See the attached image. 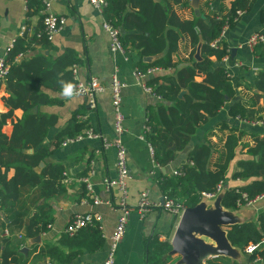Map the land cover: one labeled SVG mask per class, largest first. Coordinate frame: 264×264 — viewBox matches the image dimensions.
Here are the masks:
<instances>
[{
    "label": "trees",
    "instance_id": "16d2710c",
    "mask_svg": "<svg viewBox=\"0 0 264 264\" xmlns=\"http://www.w3.org/2000/svg\"><path fill=\"white\" fill-rule=\"evenodd\" d=\"M106 1L102 16L118 30L123 50L137 56L135 68L140 71L148 67L159 68L144 80V84L158 97L146 111L144 140L152 147L153 161L165 166L173 160L176 151L187 145L196 128L215 116L223 104L233 98L234 91L225 68L220 64L212 66L213 61L210 60V57L220 60L229 51L224 42L220 41L215 48L210 46V42L217 38L224 25L232 27L237 19V11H248L253 0H231L220 15L212 13L201 17L193 13L190 19L178 17L174 10L177 6L186 7L187 0ZM26 4V14H39V24L32 34L29 35L26 30L18 37L5 58L9 68L4 81L10 95L4 99L9 109L0 116V167L4 166L7 170L15 165L17 173L10 180L0 173V211L7 216L8 221L4 226L10 234L23 230L24 238H33L46 232L53 222V207L48 201L65 192L61 182L64 171L61 163L46 164L40 174L28 176L26 173L29 169L31 171L32 165L45 160L47 145L43 144V140L57 123L56 114L40 110L34 112L33 107L41 108L58 102L56 97L51 98L42 88L61 92V82L73 84L71 68L73 64H80V59L74 50L66 48L54 57L35 54L23 62L14 60L18 54H25L32 44L48 46L50 43L43 33L41 1L26 0ZM181 36L186 37L190 51L185 59L174 61L172 56ZM196 51L198 59L194 58ZM252 53L262 56L264 45H255ZM144 57L152 59L144 61ZM197 76H201L199 80ZM249 88L259 92L253 93V96L261 98V105L255 107L254 100L248 105L234 100L227 107V115L246 122L264 121L261 114L264 112V70L255 73ZM16 108L22 109L23 115L14 124L12 135L6 143L7 138L2 134L1 127ZM75 115L54 135L55 145L90 127L86 122L78 121ZM235 131V128H230L212 168L209 167L213 151L210 142L204 137L203 141L194 143L185 154V162L174 169L176 173L162 176V196L180 201L184 208L194 206L200 201L201 193H212L216 185L223 182L231 161H234L235 168L230 178L244 182L239 186L222 184L220 206L236 210L244 203L242 194L249 199L264 194V134L250 132L251 143H242L237 147V140L243 132ZM26 147H32L33 154H23L22 150ZM25 157L30 161H25ZM27 183H30V187H36L31 195L16 188L17 184L24 186ZM81 191L80 197H85L83 184ZM40 199H45V202L39 203ZM11 203L10 207L7 206ZM31 206L36 209L29 214ZM225 235L230 246L242 253H245L243 248L246 244L262 241L258 249L245 254L249 261L256 256L264 257V210L257 212L254 220L229 225ZM102 240L100 224L94 223L75 235L60 236V243L69 248L67 254L57 248L52 251L51 247L41 249L40 253L52 254L61 263H69L84 249L99 247ZM8 243L9 237L0 235V264H25L26 260L20 261L21 253L9 251ZM169 250L166 240L158 241L155 238L149 241L146 264H167Z\"/></svg>",
    "mask_w": 264,
    "mask_h": 264
},
{
    "label": "crops",
    "instance_id": "0c3cea01",
    "mask_svg": "<svg viewBox=\"0 0 264 264\" xmlns=\"http://www.w3.org/2000/svg\"><path fill=\"white\" fill-rule=\"evenodd\" d=\"M230 1L187 0L186 7L177 6L174 10L176 15L182 19H190L193 13L201 17L212 13L220 15L228 8ZM51 9L54 13L66 18L63 29L50 41L48 46L32 44L17 62H23L35 54L54 57L66 48H70L75 51L80 59L78 67L81 77L94 76L106 89L97 96L96 108L90 110L85 99L79 95L67 98L62 96L59 91H53L46 87L42 88L51 98L56 97L58 102L44 105L41 108L35 106L33 111L40 110L44 113L56 114L57 123L49 129L43 140V144L47 145L45 160H40L38 164L32 165L31 171L29 169L26 173L28 176L40 174L46 164L61 163L64 166L61 182L64 184L65 192L48 201L53 207L54 219L46 232L33 238H24L23 230L10 234L4 226L8 221L7 216L0 211V235L9 237L7 248L9 251L17 250L18 253H21L20 261L26 260L25 264H47V262H52V264H102L108 248V237L114 229L119 211L105 203L93 204L92 198L80 178L87 176L89 171L93 170V175L90 177L92 194L101 199L112 198L113 195L106 192L102 181L106 177L115 176V149L113 147L102 149L101 143L97 139H83L66 146L55 145L54 135L67 124L75 113L78 121L86 122L106 138L119 137L128 156V202L130 205L135 204L142 190L147 191L150 200H159L162 196L160 189L162 176L172 175V170L185 162V154L188 149L194 143L203 141L204 137L210 142L213 149L209 161L210 168L213 167L231 127L235 128V132H243L237 140V147L242 143H251L248 133L264 134L262 126L231 118L226 111L228 105L234 100H239L247 105L254 100L255 107L261 105V98L253 96V93L258 94L259 92L249 87L253 82L255 73L264 70V54L258 56L252 53V49L249 50L245 46L236 48V45L243 42L251 32L261 29L264 24V0H253L251 8L248 11L240 12L234 25L224 30L219 42H224L229 51L226 59L221 57L220 60H215L210 57V60L213 61L212 66L220 64L227 71L234 91L233 98L226 101L215 116L200 124L187 145L176 151L173 160L165 166H155L147 150V142L144 140L143 128L146 111L149 106L155 104L158 98L153 94L144 92L133 77L132 71L135 68L134 62L137 60V56L133 52H114L110 49V36L101 25L104 18L88 0H54ZM26 11L25 0H0V57L6 54L13 39H15L14 45L17 38L21 37L22 26L26 27L25 31L27 30L29 35L38 27L39 14L28 16ZM261 44L264 45V43ZM189 51L190 47L186 37L181 36L177 50L172 56L173 60L185 59ZM151 59L152 57H149V60ZM233 63L238 65L234 66ZM113 74H116L119 80L125 84L122 89L121 101L124 117L123 131L120 134L115 132L113 128V110L109 88ZM200 77L197 76L196 79L199 80ZM35 85L38 86V84ZM9 95L10 92L4 81L0 85V116L9 109L4 103V99ZM261 114L264 117V112ZM22 115V109L16 108L12 111V115L6 118L1 127L2 134L7 138L6 143L9 142L12 135L14 124L21 119ZM33 152L32 147H26L22 150L25 155L33 154ZM24 160L30 161L27 157ZM233 162H229L222 182L223 186H239L244 182L240 179L230 178V174L235 168ZM0 171L2 175H5L6 180L12 179L17 173L15 165H11L7 170L1 166ZM82 184L85 188V197H80ZM16 188L17 190L22 189L26 195H31L36 187H30V183H27L24 186L17 184ZM43 202L45 199H40L39 203ZM8 205L10 207L12 203ZM207 205L206 208H209ZM35 209L31 206L29 214L33 213ZM223 210L230 214L235 223L254 220L257 212L264 210V197L251 206H240L236 210ZM84 212H94L101 216L99 224L103 240L99 247L84 249L69 263H61L52 254L40 253L41 249L46 250V248L51 247L52 251L57 248L67 254L69 248L60 243V236L66 234L64 228L72 216ZM178 219L179 216L158 208L150 209L142 216L135 209H132L129 212L125 235L117 247L115 264H146L148 242L156 238L158 241L166 240L169 244ZM203 241L212 243L205 238ZM22 248H26V251L22 252ZM231 248L235 250L233 256L209 255L204 259L203 264H207L209 261L210 264H257L253 260L249 261L246 254L240 252L238 248ZM168 254L167 264H178L179 256L169 252Z\"/></svg>",
    "mask_w": 264,
    "mask_h": 264
},
{
    "label": "built area",
    "instance_id": "2783aa9c",
    "mask_svg": "<svg viewBox=\"0 0 264 264\" xmlns=\"http://www.w3.org/2000/svg\"><path fill=\"white\" fill-rule=\"evenodd\" d=\"M26 1V0H25ZM42 3V23H43V33L45 34L48 41H52L54 37L63 29L66 18L62 15H58L54 13L51 9L52 1L54 0H40ZM92 7L98 11L99 13H103L104 7L107 5L106 0H88ZM240 12L237 11V15ZM102 28L106 31L111 39L110 49L114 52H124L121 43L118 37V30L107 23L104 19L102 21ZM227 27L224 25L221 28V31L217 38L210 42V46L215 48L218 45L219 39L222 36L224 30ZM26 27L22 26L20 35L25 32ZM264 24L262 25L260 30L253 31L245 38V40L236 45V48H241L242 46L247 47L251 50L255 45L264 43ZM15 39L11 41L9 47L4 56L0 57V85L4 82L6 74L8 72L9 63L5 60L7 52L12 48ZM21 54H18L14 60H18ZM227 54L223 55L224 60L226 59ZM234 66H237V63H233ZM72 78L74 94L83 97L87 103V106L90 110L96 108V100L97 96L105 91V86L98 81V79L94 76H90L88 78H82L79 73V67L77 64L72 65ZM159 71V68L148 67L144 71H140L137 68H134L132 71L133 77L138 81L142 90L146 93L153 94L148 86L144 84V80L146 76L153 74L154 72ZM227 73V71H226ZM125 86L123 82H121L116 74H113L110 82V93H111V106L113 110V128L114 131L118 134L123 131V113L121 109V101H122V89ZM154 95V94H153ZM155 96V95H154ZM157 97V96H156ZM158 98V97H157ZM237 119V118H236ZM238 120V119H237ZM239 121H242L239 119ZM246 122V121H242ZM252 125L259 124L264 129V121H249ZM147 131V128L144 126L143 133ZM83 139H97L100 141V146L102 149H107L109 147H113L115 149V176L114 177H106L103 179L102 183L106 190L113 195L112 198L101 199L93 195L92 191V183L90 181V177L93 175V170H90L87 176L80 178V181L84 183L85 188L92 198L93 204H107L111 208H115L119 211V216L116 220L115 226L111 234L109 235V243L105 258L102 264H115V256L117 252V247L119 242L125 235L126 225L129 216V212L132 209H135L140 216L153 208H158L165 212H168L173 215L180 216L182 211L184 210L183 204L175 200L173 198H168L166 196H161L159 200H150L147 195L146 190H142L139 193V196L134 205H130L128 202V180H129V168H128V156L127 151L119 137H115L112 139L106 138L101 135L99 132L94 130L92 127H88L83 130L81 133L65 138L60 146H66L70 143L79 142ZM147 150L149 152L150 157L152 158V147L149 143H146ZM155 166L157 164L153 162ZM172 173L175 174L176 170H172ZM65 174V173H64ZM222 190V183L219 182L214 192L212 193H201V199H214ZM241 197L244 200L242 206H251L255 202L260 201L264 194L255 195L253 198H247L245 194H242ZM101 221V216L94 212H84L77 213L72 216V218L67 222L64 232L69 236L77 234L81 229L93 225L94 223H99ZM262 241L255 243H248L244 246L243 251L246 254H250L254 252L260 246ZM257 264H264V257L256 256L253 259ZM47 264H52V262H47Z\"/></svg>",
    "mask_w": 264,
    "mask_h": 264
},
{
    "label": "water",
    "instance_id": "95a60500",
    "mask_svg": "<svg viewBox=\"0 0 264 264\" xmlns=\"http://www.w3.org/2000/svg\"><path fill=\"white\" fill-rule=\"evenodd\" d=\"M194 58L198 59L197 51ZM143 60H149V57H144ZM220 193L214 198L213 203L209 206L206 204L209 208H206L203 199H200L194 206L184 208L180 214L169 241V253L179 256V264H203L206 257L214 254L234 255V249L227 241L225 229L235 222L220 206ZM203 238L209 239L212 243L204 242ZM21 251L25 252L26 248H22Z\"/></svg>",
    "mask_w": 264,
    "mask_h": 264
},
{
    "label": "clouds",
    "instance_id": "9594fccd",
    "mask_svg": "<svg viewBox=\"0 0 264 264\" xmlns=\"http://www.w3.org/2000/svg\"><path fill=\"white\" fill-rule=\"evenodd\" d=\"M62 83V91L61 95L67 98H71L74 94V88L75 86L71 83Z\"/></svg>",
    "mask_w": 264,
    "mask_h": 264
},
{
    "label": "rangeland",
    "instance_id": "374dc122",
    "mask_svg": "<svg viewBox=\"0 0 264 264\" xmlns=\"http://www.w3.org/2000/svg\"><path fill=\"white\" fill-rule=\"evenodd\" d=\"M202 201H203V203H205V205H206V204H209V203H210V204L213 203L214 199H203ZM208 201H209V202H208ZM210 204H209V205H210ZM209 205H208V206H209ZM203 240H204V238H203ZM234 253H235V250H234ZM241 254H242V253H241Z\"/></svg>",
    "mask_w": 264,
    "mask_h": 264
}]
</instances>
